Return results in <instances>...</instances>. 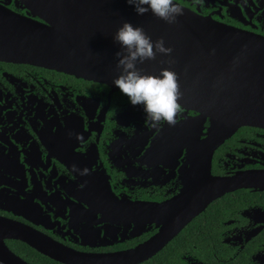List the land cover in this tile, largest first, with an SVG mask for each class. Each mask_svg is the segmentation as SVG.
Instances as JSON below:
<instances>
[{"label":"flooded vegetation","instance_id":"1","mask_svg":"<svg viewBox=\"0 0 264 264\" xmlns=\"http://www.w3.org/2000/svg\"><path fill=\"white\" fill-rule=\"evenodd\" d=\"M177 2L264 38V0ZM0 10L28 14L24 0H0ZM179 104L174 126L152 128L115 87L0 61L8 250L25 264H67L44 252L122 255L98 264H264V128L229 134L199 105Z\"/></svg>","mask_w":264,"mask_h":264},{"label":"water","instance_id":"2","mask_svg":"<svg viewBox=\"0 0 264 264\" xmlns=\"http://www.w3.org/2000/svg\"><path fill=\"white\" fill-rule=\"evenodd\" d=\"M24 5L26 16L0 10V61L114 87L120 49L112 36L126 21L141 27L154 44L162 40L171 49L170 55L157 52L153 60L138 67L150 75L164 69L175 72L179 103L199 105L227 124L229 134L244 125L264 128V38L186 11L169 25L151 13L136 15L127 0H24ZM5 228L15 229L13 239L28 237L23 229L8 224ZM4 238L0 236V264H25L8 250ZM30 245L34 247L32 241ZM43 254L67 264L116 262L122 257Z\"/></svg>","mask_w":264,"mask_h":264},{"label":"clouds","instance_id":"3","mask_svg":"<svg viewBox=\"0 0 264 264\" xmlns=\"http://www.w3.org/2000/svg\"><path fill=\"white\" fill-rule=\"evenodd\" d=\"M138 16L151 13L166 24H174L184 14L177 0H127ZM120 51L116 53L115 68L118 75L113 86L127 98L132 106H140L145 121L152 128L162 124L174 126L181 110L177 74L164 69L157 75L144 74L138 67L155 58L157 52L170 55L163 41L153 43L139 26L123 22L112 36Z\"/></svg>","mask_w":264,"mask_h":264}]
</instances>
